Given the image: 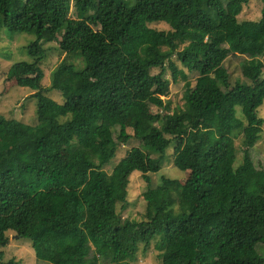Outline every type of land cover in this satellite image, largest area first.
<instances>
[{"label":"trees","instance_id":"obj_1","mask_svg":"<svg viewBox=\"0 0 264 264\" xmlns=\"http://www.w3.org/2000/svg\"><path fill=\"white\" fill-rule=\"evenodd\" d=\"M248 2L0 0V30L36 34L31 60L11 64L7 79L38 103L35 125L0 113V246L15 232L50 264H134L154 242L162 264H264V169L252 155L264 127V0L260 21L240 22ZM159 22L171 29L150 26ZM52 42L67 57L47 87L42 66ZM76 55L83 69L69 60ZM231 55L257 59L247 67L256 73L251 84H232L224 67ZM168 72L175 83L196 76L183 107L163 98ZM225 104L240 106L246 124H204ZM131 140L142 147L109 173L118 143ZM173 145L174 165L188 177L154 187L151 175ZM135 172L147 184L140 220L123 215Z\"/></svg>","mask_w":264,"mask_h":264},{"label":"rangeland","instance_id":"obj_2","mask_svg":"<svg viewBox=\"0 0 264 264\" xmlns=\"http://www.w3.org/2000/svg\"><path fill=\"white\" fill-rule=\"evenodd\" d=\"M262 8V0H249L248 3H244L242 6H240V13L238 15L239 21H260ZM150 26L165 31L171 29L170 26L164 22L153 23ZM35 39V33L11 34L4 27L0 30V113L8 119L20 120L31 125H35L38 123V103L36 99L31 98L33 91L29 88L17 86L15 84L14 78L9 80L7 79V76L8 68H10L11 64L15 62L31 60L28 54L27 47ZM45 47L49 49V52L46 63L42 67L47 74L44 80V84L48 87L51 85L52 71L54 70L55 66H57L59 62L67 56L66 54L59 53V51L55 49V47H58V44H56V42H52L51 44L45 43ZM12 50V55H9V57L6 59L5 55ZM74 57H78V59H73ZM74 57H70L69 60L75 61L78 68L83 69L85 64L82 57L78 55ZM259 59L263 60L264 62V57H260ZM254 60L257 59H253L252 57L247 55H231L225 61L224 67L230 73V80L232 84L236 81L240 83H252L251 77H253L256 73L252 71V74H249L247 72L249 68L247 67L250 66V63ZM246 61L248 62L247 65L243 66ZM180 67L183 68L181 63ZM159 71L160 69L153 70L154 73H157ZM262 72L264 76V67ZM167 76L168 78H170L171 84L169 86V90L163 98L166 101H170L173 108L183 107L185 104L184 95L187 85L190 84V86H194L196 83V76L194 74H190L189 80L187 82L179 80L178 83H175L173 81L171 72H168ZM223 90L226 91L225 86L223 87ZM46 94L59 103H64V98L62 97L60 92L52 91ZM151 107L152 106L150 105V103H146L147 109H151ZM239 107H234L231 109L229 107V104H225L223 108L219 110H212L204 115L203 122L204 124H212L217 131V125L219 124V122L223 123L226 121H238V126L239 124H244V122L246 124V119L243 118V116L245 117V114L243 110L241 111V109H239ZM231 114H233L235 120L230 117ZM260 114L262 117H264V106L261 108ZM130 123L131 119L128 120V126H130ZM234 129L237 130L238 127L236 126ZM129 131H131L130 127ZM243 138L244 136H239L237 139H235L236 146L239 150V152L237 151V153H239L237 161L238 163H240L239 161L243 156ZM136 146L142 147L141 143L137 140H131L130 143L126 145L123 143H118L116 156L111 161V163L106 166L105 169L110 173L113 170L114 166L127 154V152L131 148ZM144 149L147 152L148 159L150 161H157L159 159V152H150L148 151V149ZM174 154L175 153L173 145L167 149L165 159L162 163L163 167L161 171L151 175L152 185L154 187L162 184L163 177L176 179L178 181H181L182 183H185L189 171H182L174 165ZM252 155L257 167L264 169V127L261 138L255 144L252 150ZM146 190L147 184L144 182L141 174H139V172H135L133 174V182L129 187L130 194L128 198V206L127 209L123 212V215L126 218L137 220H140L142 218V215L146 210V202L143 197V194ZM8 236L10 238L9 244L6 246H0V264L2 262H7L10 259H15L18 264H50L48 261L39 260L37 258L30 240L20 238L15 234V232H9ZM134 264H162L160 251L155 248V242L153 243L148 254H144L142 252L139 253L138 260L134 262Z\"/></svg>","mask_w":264,"mask_h":264}]
</instances>
